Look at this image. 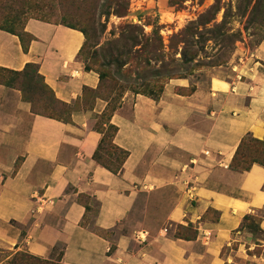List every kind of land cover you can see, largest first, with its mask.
<instances>
[{
    "label": "crops",
    "instance_id": "0c3cea01",
    "mask_svg": "<svg viewBox=\"0 0 264 264\" xmlns=\"http://www.w3.org/2000/svg\"><path fill=\"white\" fill-rule=\"evenodd\" d=\"M23 32L26 48L0 29V68L37 65L71 111L37 114L0 83V248L49 259L61 246L63 264H264V165L233 167L247 137L264 141V43L228 88L137 95L108 123L106 100L82 103L100 83L83 33L39 19ZM109 124L128 153L116 174L94 159Z\"/></svg>",
    "mask_w": 264,
    "mask_h": 264
},
{
    "label": "rangeland",
    "instance_id": "374dc122",
    "mask_svg": "<svg viewBox=\"0 0 264 264\" xmlns=\"http://www.w3.org/2000/svg\"><path fill=\"white\" fill-rule=\"evenodd\" d=\"M29 19L86 32L81 57L100 83L95 91L85 90L82 103L106 100L102 120L123 102L130 106L137 95L157 100L168 86L184 95L228 88L243 61L264 43V0H0L1 28L28 40L22 31ZM27 73L0 69V83L19 89L33 112L66 118L68 110L33 70ZM105 153L122 157L116 150L102 152L107 164ZM263 157L264 148L247 137L235 165ZM253 225L252 219L245 223ZM61 252L57 246L44 259L24 249L0 248V264H63Z\"/></svg>",
    "mask_w": 264,
    "mask_h": 264
},
{
    "label": "trees",
    "instance_id": "16d2710c",
    "mask_svg": "<svg viewBox=\"0 0 264 264\" xmlns=\"http://www.w3.org/2000/svg\"><path fill=\"white\" fill-rule=\"evenodd\" d=\"M68 26V25H67ZM69 27H71V28H74V27H72V26H69ZM0 29H3V28H1L0 27ZM3 30H5V31H8V32H10V33H13V34H17V33H15V32H13V31H11V30H7V29H3ZM84 35L86 34V32L84 31V30H80ZM23 32V31H22ZM18 35V34H17ZM23 35L25 36V37H27V35L23 32ZM19 37H20V39H21V41L23 42V45H25V48H26V43H25V40H23L22 39V36L21 35H19ZM28 38V37H27ZM29 39V38H28ZM85 45V44H84ZM83 48H84V46H83ZM83 48H82V50H81V53H82V51H83ZM85 68H86V70L87 71H91L92 69H89V68H87L86 66H85ZM1 69V68H0ZM2 70H5V69H2ZM30 70H33L34 72H35V75L36 76H38V78H40L41 80H42V82H43V84H44V86H45V88L51 93V95H52V98L58 103V104H60L61 106H63V107H65L67 110H68V113H67V115H66V118H63V117H53V116H47V115H44V116H47V117H50V118H55V119H58V120H62V121H66V122H68L69 121V115H70V111H71V108L68 106V104H65V103H63V102H61V101H59V100H57L56 98H55V96H54V93H53V91L45 84V82H44V80H43V77L40 75V73H39V69H38V66L37 65H35V64H27V66L25 67V69L23 70V71H21V72H14L15 74H17V75H24V76H28V71H30ZM5 71H9V70H5ZM11 72H13V71H11ZM158 98V97H157ZM114 112V111H113ZM112 112V113H113ZM111 113V114H112ZM38 114V113H37ZM111 114L109 115V117L106 119L107 121H108V123L110 122V117H111ZM104 117V116H103ZM117 132H118V128L116 127V126H114V125H112V124H109L108 125V128H107V131H106V133H105V135L103 136V138L101 139V142H100V144H99V147H98V149L96 150V152H95V155H94V159L98 162V163H100L102 166H104V167H106L107 169H109L111 172H113V173H118L119 172V170H121V168L123 167V163L125 162V160H126V158H127V156H128V153L126 152V151H123V150H121V149H119V148H117L115 145H114V143H113V141H114V138H115V135L117 134ZM249 138H251V137H249ZM254 142H256V143H258V144H260L263 148H264V141H261V140H255V139H253V138H251ZM244 145V144H243ZM116 150V151H118V152H120L121 153V155H122V157H120V158H117V157H113L112 158V156L111 157H109L106 153V155L108 156V158H109V160H108V164L107 163H105L104 161H102L103 160V158H102V152H106V151H108V150ZM242 149V148H241ZM241 149H240V151H239V153L241 152ZM239 153H238V155H237V157L239 156ZM237 160V158L234 160V162H233V167L234 168H236V169H240V170H243V171H246V170H249V168L251 167V165L252 164H254V163H260L261 165H264V157H263V159H261V160H253V161H251V163L250 164H248V165H245V166H240V165H235V161ZM252 218H250V217H245V223L247 222V221H249V220H251ZM244 223V224H245ZM243 224V227L245 226ZM249 229L250 230H252V232H254V233H258L259 232V227H258V225L257 224H255V225H253L252 227H249ZM61 258V257H60ZM48 262V261H47ZM46 261H45V264H48Z\"/></svg>",
    "mask_w": 264,
    "mask_h": 264
}]
</instances>
